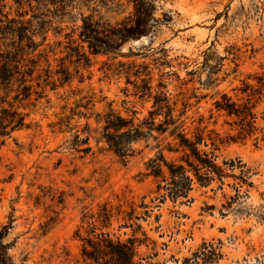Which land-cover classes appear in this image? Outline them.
Here are the masks:
<instances>
[{
  "label": "rangeland",
  "instance_id": "obj_1",
  "mask_svg": "<svg viewBox=\"0 0 264 264\" xmlns=\"http://www.w3.org/2000/svg\"><path fill=\"white\" fill-rule=\"evenodd\" d=\"M152 2L154 34L94 55L80 39L84 19L116 27L133 4L0 0V50L23 49L21 70L34 69L30 98L13 103L28 127L0 138V231L11 264H91L81 237L86 216L104 205L114 216L102 231L137 238L144 264H264V0ZM162 90L180 130L203 138L199 149L215 157L221 181L202 187L168 133L130 144L127 158L101 141L104 115L137 126ZM224 94L252 108V133L215 108ZM160 152L193 179L186 195L171 197L163 165L152 175Z\"/></svg>",
  "mask_w": 264,
  "mask_h": 264
},
{
  "label": "trees",
  "instance_id": "obj_2",
  "mask_svg": "<svg viewBox=\"0 0 264 264\" xmlns=\"http://www.w3.org/2000/svg\"><path fill=\"white\" fill-rule=\"evenodd\" d=\"M127 1L133 4L134 13L116 27L104 23L105 26L100 31L99 22H93L91 18L84 19L80 39L89 44L94 55L113 51L119 42L156 32L160 20L155 18L156 8L152 0ZM22 51L23 49H17L15 52H1L0 50V138L3 139V142L13 133L28 127L25 122L26 116L13 105L18 100L30 98L33 89L29 83L32 81L34 69L21 70L25 67L21 64L19 56ZM32 63L35 64V62ZM161 87L165 89L164 85ZM148 89L150 90V87L147 86ZM9 98L12 102L8 101ZM175 105V103H171L168 93L162 90L154 97L153 111L149 112V117L137 126L132 120H127L110 111L100 120L104 123L101 141L119 157L127 158L134 154V151L129 148L130 144L153 137V132H157L159 135L168 133L177 140V149H181L184 153L182 161L187 164L189 171L194 174L202 187L209 186L216 179L221 181L224 172L216 164L215 157L199 149L203 138L197 136L193 141L187 137L184 130H180L182 125L179 119H175L173 116ZM215 108L218 111L226 112L229 116L241 118L244 123L242 131L248 128V133H252L255 115L252 113L251 107L240 106L224 94L222 100L215 103ZM159 115H163V120L155 124V117ZM153 138L158 139L157 137ZM88 143V137L81 141V144L88 145ZM76 151L88 153L91 148L76 149ZM169 151L178 150H172L169 147ZM159 155L156 160L151 161L152 175L160 177L163 173V166L166 167L170 174L171 184L175 188L171 191V197L174 199L186 195L188 187L193 182L192 178L186 176V168L183 165L169 164L161 152ZM182 181H186L187 185L183 186ZM113 216L112 209L107 205L101 207L96 216H86L88 218V227L85 229L87 236L81 237L83 260L91 264H144V259L138 254L140 241L137 238L130 237L127 240H121L102 231L110 226ZM5 232L6 228L0 231V264H11L8 246L3 243Z\"/></svg>",
  "mask_w": 264,
  "mask_h": 264
}]
</instances>
